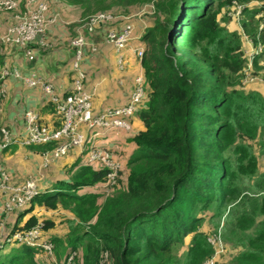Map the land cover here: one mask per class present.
I'll return each instance as SVG.
<instances>
[{"label":"trees","instance_id":"1","mask_svg":"<svg viewBox=\"0 0 264 264\" xmlns=\"http://www.w3.org/2000/svg\"><path fill=\"white\" fill-rule=\"evenodd\" d=\"M252 2L260 4L251 7ZM49 3L74 14L73 24L65 23L62 30L68 34L99 12L128 17L137 7L154 6L152 24L142 36L141 65L149 88L136 114L143 129L130 138L135 148L110 195L104 198L97 187L106 169L73 151L69 155L77 153V160L68 179L21 209L10 231L40 224L32 213L38 201L74 215L67 219L66 242L47 238L55 243L60 264H70L71 256L83 264H205L215 252L202 230V214L208 210L216 232L221 228L222 238L235 250L225 264H264V171L258 161V152L264 153V94L244 84L248 58L242 33L224 23L231 20L229 7L243 6L242 32L252 45L263 47L253 57V74L264 79V30L259 29L264 0ZM5 65L0 54V71ZM86 68L89 80L87 61ZM43 110L54 112L55 106L47 103ZM27 148L42 152L51 145ZM42 224L43 232L55 227L51 219ZM44 253L11 244L0 249V264H53L49 255L38 258Z\"/></svg>","mask_w":264,"mask_h":264},{"label":"built area","instance_id":"2","mask_svg":"<svg viewBox=\"0 0 264 264\" xmlns=\"http://www.w3.org/2000/svg\"><path fill=\"white\" fill-rule=\"evenodd\" d=\"M242 7L238 5L240 13ZM0 12L10 13L5 30L0 32V45L23 48L30 60L35 57L33 51L29 49L30 45L40 42L41 45L47 46L50 30L61 22L67 23L61 21L58 12L51 10L49 0H0ZM120 18H123L122 15L100 12L90 16L77 28L76 34L69 42V47L73 50V58L69 65L72 85L66 95L58 91L57 85L52 80H45L36 75L24 76L19 69L9 65L1 69L0 107L6 96L7 81L14 78L23 82L28 88H40L44 92L47 97L46 102L55 106L57 125L45 122L36 110L28 109L24 114L22 133H14L6 126L0 128V212L9 213L24 209L41 193L39 180L36 177H28L17 184L5 166L3 152L13 145L20 147L51 145V148L41 152L44 167L67 157L73 151L84 153V159L93 167L106 169L104 182L97 185L103 191L104 198L114 191L124 165L111 148L96 144L94 139L112 130L129 132L133 125L132 118L139 105L145 100L149 86L142 68L134 77L132 90L122 105L96 112L94 107L96 88L88 86L86 61L89 56L88 50L96 52L98 49L90 43V36L104 24L107 26L105 42L116 51L120 69L123 70L128 66L129 55L142 60L146 43L142 41L141 35L135 33L136 22L133 15L123 18L125 22L122 24L119 23ZM138 20H141L140 22L146 27L140 16ZM261 21L260 30H264V19ZM250 45L252 52L245 51V56L251 66L254 55L262 52L263 47L261 44L257 47L252 43ZM256 80L255 76L247 73L244 84ZM42 228L43 224L40 222L28 230L11 233L10 238L20 244L42 248L51 253L52 243L43 238ZM217 239L208 238L215 252L205 264H217L216 258L222 252L221 243ZM9 241L10 239H6L4 243Z\"/></svg>","mask_w":264,"mask_h":264},{"label":"crops","instance_id":"3","mask_svg":"<svg viewBox=\"0 0 264 264\" xmlns=\"http://www.w3.org/2000/svg\"><path fill=\"white\" fill-rule=\"evenodd\" d=\"M50 7L53 12H58L60 14L61 21L67 22L68 24L74 22L75 17L71 12L62 11L59 7L52 6L51 4ZM64 15H67L69 19L64 18ZM122 17L126 18L125 16ZM123 18H120L121 20L119 19L120 24L125 22ZM9 19L10 15L8 21ZM64 28V23L61 22L50 30V34L47 37V46L41 45L40 42L30 45L31 47L29 49L33 51L35 56L33 60L27 57L23 48L14 45H1L4 47V49H2V51H4L0 54L5 56L7 65L19 69L24 76L33 77L36 75L43 77L45 80H52L57 85L58 91L61 94H66L72 85L69 65L73 58V50L69 47V42L70 38L76 34L78 27L74 26L72 33L70 32L69 34L68 32H62ZM106 32L107 26L105 24L100 26L94 34L90 36V43L95 45L98 49L96 52L88 50V84L96 88L94 104L96 112L108 107L122 105L129 97L134 77H136L143 68L140 60L129 55L128 66L123 70L120 69L116 51L105 42ZM46 100L47 97L40 88H28L23 82L11 78L7 81L6 96L0 107V128L6 126L14 133H22L24 130V114L28 109L36 110L45 122L51 125H57L55 111H42L47 105ZM132 122V129L129 132L120 129L112 130L94 139L96 144L111 148L123 165H125L135 148V143L130 138L134 137L143 129L138 114L133 116ZM8 151L9 150L3 154V160L6 159V163L10 169L11 166L9 162L13 161L15 157L8 154ZM21 151L22 154L25 153L29 159L35 158L32 149L27 150V147H22ZM74 155L77 156V153ZM68 157L69 155L64 158ZM40 159L39 161L42 168V160ZM54 163L47 167L50 168ZM9 171H12L11 174L13 173V170ZM19 211L20 210H14L16 215H14L13 223L16 221Z\"/></svg>","mask_w":264,"mask_h":264},{"label":"rangeland","instance_id":"4","mask_svg":"<svg viewBox=\"0 0 264 264\" xmlns=\"http://www.w3.org/2000/svg\"><path fill=\"white\" fill-rule=\"evenodd\" d=\"M258 4L260 3L252 2L250 6L252 7ZM239 11L240 10L238 6L229 7L228 11L226 10V13L230 16L231 20L228 22H224V23L228 26L229 29H233V30H236L242 33V43H243L244 52L245 51L247 52L250 50L252 52V48L250 45L251 43L248 40V38L243 34L242 29H241L240 20L242 16ZM107 13H112V12H107ZM222 14H225L224 10ZM9 15L10 13H0V32L4 30L6 24L8 23ZM131 15H133L135 22H136V26H135L136 35L143 36L149 24L150 25L152 24L153 17L155 15L154 6L152 4H146V5H143L142 7H137V9L136 8L133 9ZM64 16H65L64 18L69 19L67 15H64ZM139 16L146 23V27H145V24H142L140 22L141 20H138ZM260 18L264 19V14ZM257 20L259 21L258 17H257ZM260 25L261 24L259 21V29H260ZM2 49H4V47L0 45V53H3L4 50L2 51ZM261 64L264 65V63H261ZM253 72H255L254 66L253 65L250 66L248 64L247 67L245 68L244 73L245 74L251 73L253 76L257 78V80L246 83L245 85H247V87L249 88H256L264 94V79L262 75L253 74ZM21 149L22 147H20L19 145L11 146V148L8 151V154L14 156L15 158L13 159V161L9 162V165L11 166L10 169L6 163V159L4 160V162L6 163L5 166H7L8 170H13L12 175L13 177L15 176V183L17 184H20V182L26 180L28 177H31V176L36 177L39 180V191L40 192L48 190V188H50L54 183L58 181H61L63 179H68L69 177L68 170L77 160L76 159L77 157L74 154H72V155H69L68 158H64L60 160L59 162L54 163L53 166L49 168V167L43 166L42 154H40V152L33 150V153H34L33 156H35V158L29 159L25 153L22 154ZM27 150L29 149L27 148ZM39 159L42 160V168H41ZM258 161H259V167L261 171H264V153H261L260 151L258 152ZM9 172H12V171H9ZM128 173L129 172H127L124 175L125 181H128V176H129ZM104 202L105 200H103V198L99 200L100 205H102ZM32 213H34L39 218L41 223H43L45 219H51L55 222L54 228L50 229L49 231L43 232L45 234V235L42 234L43 236H45L43 238L47 239L48 237H51V236L59 237V238H62V240H65L66 242V239H67L66 237L69 236V228L67 226V219L74 217L73 213L70 210L65 209L64 207H61V206H59L57 210H50L47 207L39 204L38 201H35L33 205ZM14 215H16L14 211L12 212L10 211L9 213L0 212V249L2 250H4V248L7 249L8 247L11 246V244L13 245L20 244L18 243L17 240H12L10 238L11 233H12L10 231V227L13 224L12 221H13ZM202 215L205 217V221L203 222V225H202V230L208 234V238L216 237L217 239L221 237L220 239H217V240L221 243L220 245L222 246V252L218 254L216 259H217L218 264H225L232 257L235 250L232 247H229L227 243L224 241V239L222 238L221 228L218 232H216L215 224L209 220L210 211L207 210ZM95 220L96 219L93 217L91 218V220H89V223H93ZM6 239H10V241L8 243H4ZM51 243L53 246L52 252L49 253L48 251L44 250L45 253L43 254V257L41 255L38 258L44 259V257L49 255L50 257L54 258L53 264H60L61 260L58 259L56 255L55 243L52 241ZM188 243H189V239H186V244ZM69 263L70 264H83L81 260H77V259L75 260V256H71L69 258Z\"/></svg>","mask_w":264,"mask_h":264}]
</instances>
